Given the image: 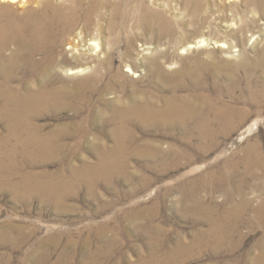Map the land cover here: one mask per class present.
Returning <instances> with one entry per match:
<instances>
[{"label":"rangeland","instance_id":"obj_1","mask_svg":"<svg viewBox=\"0 0 264 264\" xmlns=\"http://www.w3.org/2000/svg\"><path fill=\"white\" fill-rule=\"evenodd\" d=\"M120 8L114 30L104 8L55 24L68 53L102 21L113 69L58 71L50 84L72 93L53 105L0 95V264H264V0ZM92 69L101 79L75 82ZM138 99L177 110L162 123L117 115Z\"/></svg>","mask_w":264,"mask_h":264},{"label":"bare ground","instance_id":"obj_2","mask_svg":"<svg viewBox=\"0 0 264 264\" xmlns=\"http://www.w3.org/2000/svg\"><path fill=\"white\" fill-rule=\"evenodd\" d=\"M5 2L7 3L0 4V71L4 76V80L1 79L2 81L0 82V95H2L6 105L20 106L23 108L32 105L38 107V105H46L51 103L53 105V102L57 101L62 92L67 94L71 92V90L68 91L63 86L58 87L52 86L50 84L49 79L54 77L60 70L66 72L70 71L69 74L81 73L82 71L84 72L85 69L99 64H105L106 69H113L110 48L108 46L103 48L104 43L99 37L100 33L102 32V21H96L97 24L92 31L83 29L77 30L73 40L71 42L69 41L70 46L68 47H71L72 51L68 53H64L55 48V44H57V40H59L56 36L58 31H56L57 26L55 24L57 22H65L69 26H74L80 19L86 23H90L99 8H104L103 13H105L107 10L110 12L109 14L111 16L107 22L108 28L109 30H114L118 26L114 18L118 16L124 17L125 13L121 11L120 0H113V2H111L106 7L104 6L105 0H67V3H65V1L64 3H58L54 0H6ZM16 2H20V6H14ZM190 3L191 2H189V4ZM123 26H125V24ZM62 41L63 40L61 39L59 40V42ZM199 42L203 44L204 39L200 40ZM218 46L225 47V44L224 42H221L218 44ZM145 49L146 47L144 46L142 50ZM38 54L39 56H37ZM130 61L131 60L127 59H122L121 61V64L126 67L125 70L128 72L132 71L133 69ZM71 62L74 63V66L69 67L68 64ZM261 63L264 67V56L261 60ZM94 70L92 69V71ZM18 74L27 76L25 79L20 80V84H11L12 78ZM100 76L102 75H99L98 71L96 70L92 75L84 77L80 76L79 78L77 77L78 79H76L75 82H77L78 85L81 84V86L87 85L86 83L93 81V79L95 82V78L101 79ZM171 105L172 106H169L171 109L170 110L167 105H165V103L155 107L145 99L140 101L138 99L133 103L118 107L117 115L120 118H126L129 115H136L139 117V119L141 118L148 121H150V119H155L162 123L164 120H166V118L169 117L167 116L169 112V114L176 113L177 106H174L173 102ZM189 107L191 110H188ZM189 107H184L182 109L184 113L181 115L184 116L188 112H194L193 107ZM25 113L26 112H24V114ZM30 137L32 138V136ZM102 161V165L107 164L106 159H103ZM255 162L250 160L249 164H253ZM263 204L261 207L264 206ZM259 260L263 261L264 259Z\"/></svg>","mask_w":264,"mask_h":264}]
</instances>
